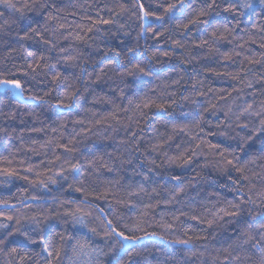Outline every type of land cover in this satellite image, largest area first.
Masks as SVG:
<instances>
[{
    "label": "trees",
    "instance_id": "1",
    "mask_svg": "<svg viewBox=\"0 0 264 264\" xmlns=\"http://www.w3.org/2000/svg\"><path fill=\"white\" fill-rule=\"evenodd\" d=\"M12 2L21 8L24 0ZM40 2L56 5V20H47L50 8L25 11L21 19L19 12L0 4V72H17V78L26 81L20 94L0 88V170L19 173L0 175V201L8 202L0 203V222L12 231L18 225L6 221L7 216L39 219L41 235L60 253L53 264H83L86 258L74 257L71 239L83 236L106 254L100 257L102 264H113L110 250L113 245L119 249V238H106L103 222L115 223L116 218L126 235L140 237L126 245L132 254L124 256V264H259L261 254L250 245L229 249L233 257L240 256L238 261H226L223 252L239 235L243 221L264 211V199L258 195L264 191V133L254 134L264 116L241 114L249 104L253 111L264 105V6L259 0H251V9L241 8L243 16L224 12L221 3L208 20L231 31H222L215 43L208 35L212 27L198 25L190 32L175 27L186 23L188 13L182 16L180 11L171 21L153 24L150 18L149 24L163 36H139L140 22L132 16L135 0ZM142 2L148 10L163 12L159 5L165 0ZM200 2L186 0L193 7ZM33 27L51 44L35 35L20 39ZM172 40L185 47L176 48ZM202 40L209 43L200 46ZM129 47L136 48L131 63ZM224 53L231 58L224 59ZM40 54L47 57L41 64L48 66L23 75ZM66 56L78 59L65 64ZM136 63L150 66L153 74L136 73ZM57 72L67 80L53 83ZM67 84L79 89L71 108L59 104ZM144 97L153 101L152 107H143ZM156 105H164V110ZM213 145L233 153L227 159L235 157L234 164L245 171L223 164ZM189 157L191 162L184 163ZM92 160L94 166L88 163ZM60 172L67 179L57 175ZM37 177L48 187L32 183ZM81 187L85 191H77ZM249 196L255 204L246 203ZM242 200L239 216L219 212L231 210L229 202ZM68 212L83 218L86 227L74 224ZM208 220L214 223L209 226ZM91 228L98 234L93 236ZM4 234L0 229V237ZM188 238L191 247L174 243ZM33 239L37 243L20 233L8 237L0 245V264H46L48 252L38 236Z\"/></svg>",
    "mask_w": 264,
    "mask_h": 264
},
{
    "label": "snow or ice",
    "instance_id": "2",
    "mask_svg": "<svg viewBox=\"0 0 264 264\" xmlns=\"http://www.w3.org/2000/svg\"><path fill=\"white\" fill-rule=\"evenodd\" d=\"M221 3L225 4L226 6L223 8L224 12L228 13H234L239 14L240 16L245 15L244 12L240 11L241 8L243 9H251L253 8V4L251 0H240L239 3H232L230 0H201L200 4L193 7L190 3H186V0H165L164 4L159 5V7L163 8L162 13H158L156 11H151L145 8V4L142 2V0H135V3L133 4V8L135 11L132 12V16L135 17L137 21H139V36H143L145 33L151 32L153 36L160 37L163 36L164 33L155 31L154 27H152L149 24L150 18L152 23L158 21H171L173 19V14L177 11L181 12V15L184 16L185 13H188L187 16H184L186 19V23L177 24L175 27L182 29L186 32H190L192 28H195L198 25H204L208 27H212L211 33H209L210 40L215 43L219 38H222V31L223 32H230L231 30L228 28L227 25H221V26H212L210 24V21L208 20V17L218 8H220ZM260 5L264 6V0H259ZM0 4H3L7 9H10L13 12H19L20 18H24L25 11L30 10H44L47 11L49 8L52 11L48 12L47 20L53 21L56 20L57 17L52 14V12L57 11L55 4H47V3H41L40 0H24L22 7L17 8L16 4L12 2V0H0ZM190 9V11H189ZM235 19V16L233 17ZM101 23H112V21H101ZM59 27L63 28L64 25L61 24ZM45 32L48 31V29L44 30ZM91 31V29H89ZM167 31V29L165 30ZM31 33V34H30ZM221 34V35H218ZM33 35L36 37H39V40L43 42L44 44H51L50 40L45 39L44 35L37 31L36 28H30L29 32H26L23 37H21V40L24 39H32ZM82 39V37H80ZM171 43L176 47L183 49L185 47L184 44H182L179 40H172ZM209 43V40H202L200 46L206 45ZM53 47H55L53 45ZM262 47H264V44H262ZM51 51V48L49 49ZM61 51H65L64 49H61ZM114 52L115 56L119 57L120 53L116 52L115 50H111ZM136 53L135 47H129L127 48V59L129 63H131L133 56ZM29 56L37 57L36 53H28ZM164 55H168V53H164ZM224 59H230L231 57L227 54H223ZM47 57H45L43 54H40L38 58L35 59V64H28L27 65V71L23 72V75L27 76L28 72L31 71L35 73L38 68L41 66L47 67V64H41L42 61H45ZM78 57L73 56H66L63 58V63L69 64L74 62ZM189 61H185V63H188ZM251 62V61H250ZM256 63H259V61H255ZM111 63V61H109ZM15 67V66H14ZM133 68L135 69L136 73L143 74L145 76H151L153 74V69L150 66H141L140 63H136L133 65ZM17 71H20L17 69ZM129 75L134 74L133 72H128ZM219 75V73H217ZM35 76H33V79ZM79 79V77L77 78ZM99 79V77H97ZM67 80V77H64L61 75V73L57 72L53 77L52 81L53 83L60 81L63 83ZM26 81L18 79L17 78V72L14 71H8L5 70L3 72H0V88H5L11 91H15L17 94L22 93ZM174 83H179V81H175ZM196 83H199L197 81ZM195 86V85H194ZM249 87L251 85L249 84ZM79 89H73L72 84H67V86L64 89V100L59 101V104H63L67 108H71L73 106L74 101H76L79 98ZM31 99H38L43 101V97H30ZM95 98V97H94ZM143 107L149 108L153 106V101L148 99L147 97H144L143 99ZM174 103V101H173ZM59 104L57 106H59ZM156 107H159L161 110H164V105H156ZM241 114H248V115H255L257 117L264 116V105H261L260 111H253V105L249 104L247 108L243 109ZM239 118V117H238ZM198 126V124H197ZM175 127V125L173 126ZM242 127H247V125H242ZM202 130V129H201ZM40 131V130H38ZM255 133H264V119L260 120V125L254 129ZM135 135V134H134ZM247 139H251V137H248ZM247 142L246 140L244 141ZM64 147V146H62ZM211 147L216 148L219 151V155L221 157V162L225 164L226 166L233 167L236 169V171L243 173L245 171V168L243 166L237 167L234 164V159H227V156L233 155V153L228 152L226 149L223 151H220L219 145H213ZM237 148L242 150L241 146L238 144ZM196 153L193 152V156H195ZM192 157H189L187 160L184 161V163H190ZM10 163V162H9ZM90 166H94L95 160L88 161ZM130 163V162H129ZM154 163V162H153ZM77 165H71L72 169H75ZM27 171L31 172L32 169L29 168ZM111 171V169H109ZM90 174V173H89ZM0 175H4L6 177L11 176H17L19 173H17L15 170L4 168L0 170ZM57 175L62 176L63 179H67V177H64L62 172L57 173ZM27 179V177H24ZM51 183L55 184L57 181L53 179L52 177L48 178ZM147 179V177H145ZM174 179H179V177H174ZM245 180L249 179L247 176L244 177ZM32 183H39L42 187L47 188L48 185L44 180H40L38 177L36 180H33ZM83 183V181L81 182ZM118 183V181H117ZM71 187V185H70ZM77 191H85L84 187L78 188ZM140 191H144V189L141 187ZM178 192H182L183 189H178ZM251 191V189L249 190ZM134 193L129 192V195H132ZM241 195H243V192L241 191ZM264 199V191L259 193ZM33 199H39L38 197H33ZM0 203L7 204V201H0ZM71 203V201L69 202ZM245 203V201H241L240 203H233L229 202L231 210L226 209H219V212H223L224 216L227 217H236L239 216L242 212L241 204ZM248 204H255L256 201L251 198V196L248 197V200L246 201ZM77 211H80L78 208ZM103 214V209L99 210ZM0 215H3V213H0ZM65 215L72 216L73 217V223L74 224H81L84 225L83 218L76 215L75 212H68L65 213ZM90 215V213H89ZM224 216L219 217L220 219H223ZM197 217H193V219H196ZM15 220V223L18 225L14 230L8 231L10 225L6 222H0V229L5 230V234L0 237V245L5 244L8 237L20 233L22 236H24L28 241H30L32 244L37 243L36 239H33V235L39 237V243L43 245V251L48 252V256L50 259L46 261V264H53L54 257L59 256V251L55 250V245L53 243H49L46 236L41 235V221L37 219L36 217H25L21 219H17L13 216H7L6 221H12ZM208 225L211 226L214 223V220H208ZM86 227V225H84ZM124 228H128V224L123 225ZM138 227L137 225H133V228ZM167 227H171V225H167ZM89 232L95 236L97 235L96 228L89 229ZM103 234L106 238L111 239L113 237H117L118 243H119V249L117 250L115 248V245H113V248L110 250L112 252V255L114 257L113 264H124V256H131V250L126 246V242L132 241V240H138L140 237L138 236H132V235H126L124 231L120 229L119 226V220L116 218V222L114 223L113 219H105L103 222ZM59 233H54V236H59ZM61 241L64 240L63 236H60ZM71 239L75 240V243L72 245V251L74 257L79 260L81 257H85L86 260H84L83 264H102V261L100 260L101 256L106 255L100 248L93 247L91 243L89 242V239L87 236L83 237H71ZM197 239H206V237H197ZM174 243H178L181 245H188L192 246L193 241L191 238L188 239H181L174 241ZM244 245H250L253 249H256L260 252L261 258L259 261V264H264V211L256 214H250L248 219H245L243 221V226L240 229L239 235L236 237L235 240H232L227 248L223 249V252L227 253L225 256V260L227 261L229 258L233 260H239L240 256H232V253L229 251L231 249L232 251H236L237 249H242ZM52 248L53 251H48L49 248ZM11 251L14 253L17 251L16 248L11 249ZM93 254H95V258H93ZM195 254V253H193Z\"/></svg>",
    "mask_w": 264,
    "mask_h": 264
},
{
    "label": "rangeland",
    "instance_id": "3",
    "mask_svg": "<svg viewBox=\"0 0 264 264\" xmlns=\"http://www.w3.org/2000/svg\"><path fill=\"white\" fill-rule=\"evenodd\" d=\"M131 241L126 242V245H128Z\"/></svg>",
    "mask_w": 264,
    "mask_h": 264
}]
</instances>
